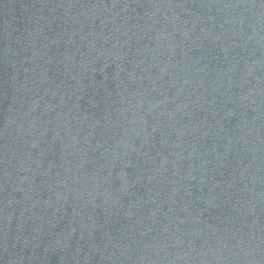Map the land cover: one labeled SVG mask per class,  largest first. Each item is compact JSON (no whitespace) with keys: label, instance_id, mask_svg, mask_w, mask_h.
I'll return each mask as SVG.
<instances>
[{"label":"water","instance_id":"1","mask_svg":"<svg viewBox=\"0 0 264 264\" xmlns=\"http://www.w3.org/2000/svg\"><path fill=\"white\" fill-rule=\"evenodd\" d=\"M0 264H264V0H0Z\"/></svg>","mask_w":264,"mask_h":264}]
</instances>
